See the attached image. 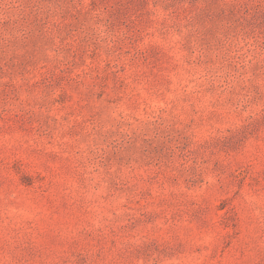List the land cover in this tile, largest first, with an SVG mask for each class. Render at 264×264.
Here are the masks:
<instances>
[{
	"label": "rangeland",
	"instance_id": "rangeland-1",
	"mask_svg": "<svg viewBox=\"0 0 264 264\" xmlns=\"http://www.w3.org/2000/svg\"><path fill=\"white\" fill-rule=\"evenodd\" d=\"M0 264H264V0H0Z\"/></svg>",
	"mask_w": 264,
	"mask_h": 264
}]
</instances>
